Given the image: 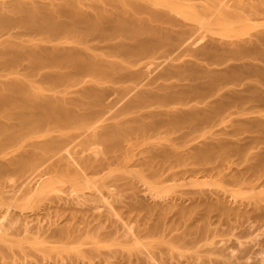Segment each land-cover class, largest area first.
Returning <instances> with one entry per match:
<instances>
[{
  "label": "rangeland",
  "instance_id": "374dc122",
  "mask_svg": "<svg viewBox=\"0 0 264 264\" xmlns=\"http://www.w3.org/2000/svg\"><path fill=\"white\" fill-rule=\"evenodd\" d=\"M113 1L0 0V264H264V0Z\"/></svg>",
  "mask_w": 264,
  "mask_h": 264
},
{
  "label": "bare ground",
  "instance_id": "6f19581e",
  "mask_svg": "<svg viewBox=\"0 0 264 264\" xmlns=\"http://www.w3.org/2000/svg\"><path fill=\"white\" fill-rule=\"evenodd\" d=\"M114 1H116V0H114ZM114 1H113V2H114ZM119 1H120V0H119ZM121 1H124V0H121ZM121 1H120V3L118 2V4H120L121 6H119L118 4H117V5H118L119 7H122L121 9H123V10H125L124 8H126V10H127L128 12L126 13V11H125V13L128 14L129 11H130V9H128V8L130 7V5H129L128 8H127V7H124V8H123V6H122V4H121V3H122ZM135 1H136V0H135ZM141 1H143V0H141ZM141 1H140V2H141ZM220 1H221L222 3H220ZM234 1H235V0H234ZM127 2H128V1H127ZM127 2H125V6H126ZM131 2H132V1H131ZM133 2H134V0H133ZM140 2H139V0H138V4H139ZM143 2H144V1H143ZM143 2H141V3H143ZM147 2H148V1H147ZM154 2H155V1H154ZM218 2L220 3V6H224V5L226 4V3H224L223 0H219ZM235 2H236V1H235ZM260 2H261V0H244V1L241 2V3H234L233 8H235V9H236V8H243V7H244V8H248V7L255 8V7H257V6L260 4ZM135 3L137 4V2H135ZM141 3H140V4H141ZM215 3H216L215 5L218 4L217 2H215ZM128 4H129V3H128ZM136 4H135V5H136ZM138 4L136 5L137 8L142 7V5L140 6V4H139V6H138ZM144 4H146V3L144 2ZM144 4H143V5H144ZM149 4H151V3L149 2ZM149 4H148V6H149ZM112 5H114V3H113ZM112 5H110V6H112ZM117 5H116V6H117ZM133 5H134V4H133ZM146 5H147V4H146ZM213 5H214V4H213ZM213 5H212V6H213ZM35 6H36V5H35ZM35 6H34V8H35ZM95 6H96V5H95ZM116 6H115V7H116ZM118 6H117V7H118ZM144 6H145V5H144ZM218 6H219V4H218ZM29 7H30V6H29ZM29 7L27 8V10L24 11V13H25L24 16H25L26 19H29V18L33 19L32 17H34V16L37 14V13L34 14V11H35L36 8H35L33 11H31V10L29 9ZM215 7H216V6L210 7V9H212V8L215 9ZM130 8H131V10H132V8L135 9V7H133L132 4H131V7H130ZM137 8H136V9H137ZM147 8H148V7L146 6V9H147ZM149 8H150V6H149ZM152 8H153V7H152ZM217 8H218V7H217ZM28 9H29V10H28ZM113 9H114V8H113ZM140 9H141V8H140ZM218 9H219V8H218ZM91 10H92V9H91ZM101 10H102V9H101ZM143 10H145V9H142L141 11H143ZM151 10H152V9H151ZM98 11H99V9H98ZM119 11H120V9H119ZM133 11L136 12V15H135L136 17H137V15H139V14L141 13L140 10H138V12H137L136 10H133ZM133 11H132L131 13H133ZM139 11H140V12H139ZM147 11H148V10H147ZM153 11H154V12H153L154 15H156V14L158 13V12L155 13V10H153ZM93 12H94V11H93ZM96 12H97V11H96ZM116 12H117V11H116ZM120 12H121V11H120ZM120 12H118V14H121V15H122V14L124 13V12H121V13H120ZM94 13H95V12H94ZM100 13H101V12H100ZM100 13H99V14H100ZM131 13H129L130 16H129V15H128V16L133 20L132 17H135V16H132V15H134V13H133V14H131ZM138 13H139V14H138ZM142 13H143V12H142ZM144 13H145V11H144ZM144 13H143V15H144ZM146 13H147V12H146ZM161 14H162V13H161ZM121 15H120V17H121ZM148 15H149V14H148ZM154 15H153V16H154ZM128 16H127V17H128ZM131 16H132V17H131ZM145 16H146V15H145ZM163 16H164V15H163ZM163 16H162V18H163ZM113 17H114V15H113ZM123 17H124V15H123ZM148 17H149V16H148ZM166 17H167V16H166ZM115 18H116V17H115ZM121 18H122V17H121ZM124 18H125V17H124ZM140 18H141V15H140ZM140 18H138V19H140ZM149 18L153 19L154 17H149ZM156 18H157V17H156ZM160 18H161V16L159 15V19H160ZM135 19H136V18H135ZM142 19H143V18H142ZM151 19H150V20H151ZM167 19H168V18H166V21H167ZM87 20H88V19H87ZM108 20H109V19H108ZM120 20H121V19H120ZM123 20H124V19H123ZM132 20H130V19L128 18L127 21H128V23H129V21L132 22ZM146 20H147V18L144 19L143 21L146 22ZM154 20H157V19L154 18L153 21H154ZM160 20H161V19H160ZM168 20L171 21V19H168ZM82 21H83V20H82ZM93 21H94V20H93ZM124 21H125V20H124ZM133 21H134V20H133ZM139 21H140V20H139ZM139 21L136 20L135 22H138V24H139ZM166 21L164 20V23H165ZM170 21H169V22H170ZM172 21H173V20H172ZM119 22H120V21H119ZM157 22H160V21L157 20ZM161 22H162V21H161ZM75 23H76V22H75ZM99 23H100V22H99ZM124 23L127 24V22H124ZM140 23H141V22H140ZM170 23H171V22H170ZM173 23H176V22L174 21ZM73 24H74V23H73ZM85 24H86V23H85ZM93 24H94V23H93ZM132 24H134V23L132 22ZM135 24H136V23H135ZM159 24H161V23H159ZM171 24H172V23H171ZM121 25H122V24H121ZM154 25H155V24H154ZM161 25H162V24H161ZM84 26H85V25H84ZM134 26H135V25H134ZM169 26H170V25H168V27H169ZM124 27H125V26H124ZM87 28H88V27H87ZM134 28H136V27H134ZM165 28H166V27H165ZM173 28H174V27H173ZM98 29H99V28H98ZM126 30H127V29H126ZM183 38H184V37H183ZM84 43H85V42H84ZM140 43H141V42H140ZM126 44H127V43H126ZM125 46H126V45H125ZM139 46H140V45H139ZM129 47H130V46H129ZM122 48H123V45H122ZM127 48H128V47H127ZM139 48H140V47H139ZM123 49H124V48H123ZM128 50H130V49L128 48ZM139 50H140V49H139ZM142 51H143V50H142ZM140 52H141V51H140ZM141 53H142V52H141ZM75 56H76V55H74V57H75ZM82 56H83V55H82ZM88 56H89V55H88ZM78 57H79V56H78ZM80 57H81V56H80ZM84 57H85V59L87 58V56H85V55L83 56V58H84ZM75 58H77V57H75ZM83 58H79V59H83ZM88 58H89V57H88ZM77 59H78V58H77ZM89 60H92V59L89 58ZM89 60H88V59L85 60L86 63L89 62ZM85 61H84V63H85ZM80 62H81V60H80ZM82 62H83V61H82ZM92 62H93V61H92ZM92 62L90 61V63H92ZM86 63H85V64H86ZM82 64H83V63H81V65H82ZM92 64H93V63H92ZM78 65L80 66V63H78ZM88 65L90 66V68H91V66H93V65H90V64H88ZM84 66H85V65H83V67H84ZM89 66L86 65V68L89 67ZM94 66H95V64H94ZM97 66H98V65H97ZM95 67H96V66H95ZM95 67H93V68H95ZM84 68H85V67H84ZM93 68H91V70H92ZM81 69H82V68H81ZM98 69H99V68H98ZM94 70H95V69H94ZM119 70H120V69H119ZM117 72H118V71H117ZM90 87H91V86H90ZM32 88H33V90L35 89V91L32 90L33 93L31 92V95H33V96H31V97L35 98V99H36L37 101H39L40 103L42 102V104H39V102H37V103H38L39 105L42 106V107H41L42 109L44 108V110H45V109L48 110V111L45 110L46 113H49V112H50L49 114H46V115H48V117H51V116L54 115V114L51 115L52 108L54 109V107L57 106V104H58V106L60 105V107H61V102H63V103H64V102H67V101H65V99H62L63 101H61V99H58V101L60 100V102H58V101H57L58 103L53 102L54 104H52V103L50 102V103L52 104V106H51V105H49V104L47 103L46 100H47L49 97H45V95H43V93H45V92H43L42 88H41V91H42L43 93L40 92V90H39L40 87L38 88V86H32ZM88 88H89V87H88ZM94 90H95V89H94ZM94 90H93V92H94L93 95L95 94V91H94ZM86 91L88 92L89 90H86ZM86 91L83 92V96H84V94H87V93H85ZM41 95H43V96H41ZM91 95H92V94H90V96H91ZM143 95H144V94H143ZM143 95H142V96H143ZM85 96H87V95H85ZM140 96H141V95H140ZM42 97H43V98H42ZM52 97H53V96H52ZM146 97H147V96H146ZM146 97H144V98H146ZM33 98H31V99L33 100ZM44 98H45V100H44ZM55 98H56V97H55ZM55 98H53V99H55ZM60 98H61V97H60ZM35 99H34V100H35ZM56 99H57V98H56ZM34 100L31 102L32 104H33V102H35ZM51 100H52V99H51ZM53 101H54V100H53ZM79 101L81 102L82 100H79ZM14 102H15V101H14ZM48 102H49V101H48ZM80 102L77 101V103H80ZM37 103L35 102V104H37ZM55 103H56V104H55ZM63 103H62V104H63ZM29 104H30V103H29ZM29 104H28V105H29ZM32 104H30L29 106H31ZM70 104H71V103H70ZM53 105H54V107H53ZM67 105H68V104H67ZM29 106H28V108H29ZM31 107L34 108V106H31ZM31 107H30V109H31ZM36 107H38V105H37ZM55 108H58V107H55ZM38 109H39V107H38ZM32 110H33V109H32ZM40 110H41V109H40ZM70 110H71V109H70ZM27 111H29V110H26V111H25V116H26V117H27L28 113L30 112V111H29V112H27ZM41 111H42V110H41ZM57 112H58V111H57ZM60 112H61V111H60ZM67 112H68V111H65V113H64V114H65V117L67 116L66 118H68V117L71 115V114L69 115V112H68V113H67ZM21 113H22V112H21ZM53 113H54V112H53ZM66 113H67L69 116H68ZM26 114H27V115H26ZM29 114H31V113H29ZM55 114L57 115L58 113H55ZM60 114H61V113H60ZM64 114H63V115H64ZM32 115H33V113H32ZM50 115H51V116H50ZM56 115H54L56 118H59V117L61 118V117H63V116H58L59 114H58L57 116H56ZM73 115H74V117H75V114H73ZM73 115H71L70 118H68L69 120L65 118V119H66L65 122H68V121L70 122V120H72V119L74 118ZM19 116H20V115H19ZM29 116H30V115H28V118H29ZM21 117H22V116H20V118H21ZM26 117H23V118H26ZM30 117H31V116H30ZM71 117H73V118H71ZM63 118H64V117H63ZM16 119H17V118H16ZM18 119H19V118H18ZM25 120L27 121V118L24 119V121H25ZM28 120H29V119H28ZM21 121H22V120H21ZM72 121H73V120H72ZM15 122H17V121L15 120ZM55 122H56V121H55ZM75 122H76V121H75ZM1 123H3V122H1ZM29 123H30V122H29ZM62 123H63V122H62ZM73 123H74V122H73ZM3 124H6V123H3ZM7 124H8V123H7ZM22 124H23V123H22ZM91 124H92V123H91ZM70 125H71V124H70ZM74 125H75V123H74ZM89 125H90V124H89ZM82 126H85V125H82ZM67 127H68V125H67ZM88 127H89V126H88ZM88 127H87V129H90V128H88ZM90 127H91V126H90ZM0 128H1V127H0ZM10 128H11V127H10ZM30 128H31V127H30ZM80 128H81V127H80ZM6 129H7V128H6ZM82 129L84 130L85 127H83ZM13 130H14V129H13ZM2 131H3V130H2ZM7 131H8V130H7ZM16 131H17V130H16ZM65 131H67V130H65ZM76 131H77V130H76ZM76 131H75V132H76ZM84 131H86V130H84ZM92 131H93V130H92ZM75 132H74V133H75ZM78 132H81V131H78ZM89 132H90V131H89ZM4 133H5V132H4ZM20 133H21V132H20ZM86 133H87V132H86ZM10 134H11V133H10ZM48 134H50V132H49ZM51 134H52V133H51ZM65 134H66V133H65ZM82 134H84L83 131H82ZM93 134H94V131H93ZM25 135H26V133H25ZM7 136H8V135H7ZM49 136H51V135H49ZM49 136H48V137H49ZM68 136H69V135H68ZM70 136H71V135H70ZM72 136H73V135H72ZM72 136H71V137H72ZM74 136H76V135H74ZM93 136H94V135H93ZM19 137L21 138V136H19ZM44 137H45V136H44ZM58 137H59V136H58ZM75 138H76V137H75ZM79 138H80V137H79ZM47 139H48V138H47ZM47 139H46V140H47ZM66 139H70V138H66ZM72 139H73V138H72ZM72 139H70V140H72ZM8 140H9V139L4 140L5 145H6V144L8 145V143H7ZM36 140H38V139L36 138ZM41 140H42V139H41ZM9 141H12V140H9ZM17 141H18V140H17ZM38 141H40V140H38ZM43 141H45V139H43ZM66 141H68V140H66ZM14 142H15V141H14ZM29 142H30V141H29ZM10 143H11V142H10ZM12 143H13V142H12ZM17 143H18V142H17ZM20 143H21V142H20ZM32 143H33V141H32ZM40 143H41V142H40ZM43 143H44V142H43ZM43 143H42V144H43ZM46 143H47V142H46ZM49 144H50V142H49ZM3 145H4V144H3ZM37 145H38V144H37ZM39 145H40V144H39ZM61 145H62V144H61ZM1 146H2V145H1ZM12 146H14V144H13ZM17 146H18V145H17ZM21 146H23V145H20V147H21ZM25 146H26V145H25ZM52 146H53V145H52ZM10 147H11V146H10ZM32 147H34V145H32ZM32 147H30V148H32ZM57 147H58V146H57ZM66 147H67V146H66ZM66 147H65V148H66ZM28 148H29V147H28ZM30 148H29V150H30ZM58 148H59V149H57V150H58V153H57V150H56V152L54 151L56 154L53 152L52 155L54 154V156H55V155H57V154H59V153H60V155L63 154V153H65L64 151H63V152L60 151V149H62L63 147H60V146H59ZM14 149H15V148H14ZM19 149H20V148H19ZM26 149H27V148H26ZM32 149L34 150V148H32ZM45 149H46V148H45ZM3 150H4V151H6V150L9 151V148H7L6 150L3 148ZM12 150H13V149H12ZM33 150H32V151H33ZM62 150H64V149H62ZM4 151H2V152H4ZM14 151H16V150H14ZM24 151H26V150H24ZM30 151H31V150H30ZM30 151H28V149H27V152H30ZM34 151H35V150H34ZM77 151H78V150H77ZM2 152H0V153L2 154ZM11 152H12V151H11ZM19 152H20V151H19ZM27 152H26V153H27ZM45 152H46V151H45ZM61 152H62V153H61ZM14 153H15V152H14ZM20 153H21V152H20ZM20 153H19V154H20ZM33 153H34V152H33ZM39 153H40V151H39ZM46 153H47V152H46ZM7 154H8V152H7ZM7 154H6V157H7ZM9 154H10V153H9ZM19 154H17V155L20 156ZM21 154H23V152H22ZM36 154H37V153H36ZM11 155H12V154H10V156H11ZM25 155H26V154H24V156H25ZM42 155H43V152H42L41 155L36 156V158L39 157V156H42ZM45 155H48V154H45ZM45 155H44L43 157H45ZM49 155H51V153H50ZM52 155H51V156H52ZM0 156H3V155H0ZM4 156H5V155H4ZM12 156H13V155H12ZM21 156H22V155H21ZM24 156H23V157H24ZM34 156H35V154H34ZM62 156H63V155H62ZM91 156H92V155H91ZM58 157H59V156H58ZM63 157H64V156H63ZM25 158H27V156H26ZM31 158H32V157H31ZM41 158H42V157H41ZM48 158H49V157H47V160H48ZM54 158L56 159V157H54ZM54 158H53V161L55 160ZM64 158H65V157H64ZM77 158H79V157H77ZM0 159H1V157H0ZM23 159H24V158H23ZM39 159H40V158H39ZM39 159H37V160H39ZM49 159H51V158H49ZM57 159H59V158H57ZM80 159L82 160V158H80ZM80 159H79V160H80ZM90 159H91V158H90ZM7 160H8V159H7ZM7 160L5 161V164H6V163H7V164H8V163H9V164H12V163H13L14 166H11V165L8 164L9 167H7V165L4 164V165L6 166V168H5L6 171H7V170H10V168L12 167V168H13V170H11L12 172H10V171H9V172H10V173L15 172V175H17V173H16V172H17V169H15V171H14V167L16 168L17 165L15 166V163L18 162V161H15V163H14V161H12V160H9L8 162H7ZM13 160H14V159H13ZM17 160H19V159H17ZM43 160L46 161V157H45V159L43 158ZM72 160H73V159H72ZM3 161H4V160H3ZM10 161H12V162H10ZM19 161H20V160H19ZM22 161H23V160H22ZM26 161H27V159H26ZM77 161H78V160H77ZM82 161H83V160H82ZM90 161H91V160H90ZM90 161H89V162H90ZM38 162H39V161H38ZM40 162H43V161L41 160ZM49 162H50V161H49ZM72 162H74V160H73ZM72 162H71V163H72ZM1 163H2V162H1ZM18 163H19V162H18ZM20 163H21V162H20ZM24 163H26V162H24ZM24 163H23V164H24ZM27 163H28V162H27ZM30 163H31V162H30ZM33 163H36V162H33ZM43 163H45V162H43ZM43 163H42V164H43ZM74 163H75V162H74ZM74 163H73V164H74ZM77 163H78V162H77ZM87 163H88V162H87ZM42 164L40 163V166H41ZM45 164H46V163H45ZM45 164H43V165H45ZM75 164H76V163H75ZM4 165H1V164H0V171H1V170H5V169H3V168L5 167ZM33 165H34V164H33ZM33 165H32V166H33ZM66 165H67V164H66ZM69 165H70V164H69ZM69 165H68V167H69ZM10 166H11V167H10ZM23 166H25V165H23ZM32 166H31V167H32ZM35 166L37 167V166H39V165L36 164ZM35 166H34L33 168H35ZM45 166H46V165H45ZM49 166H50V165H49ZM74 166H75V165H74ZM76 166H77V164H76ZM84 166H85V165H84ZM87 166H88V165H87ZM17 167L21 168L22 165L19 164V166H17ZM27 167H28V166H27ZM29 167H30V166H29ZM29 167H28L26 170H24L26 167H25V168H21L20 171H21V172L23 171V173H25V171H26V174H23V176H24L23 179L19 178L20 181H21V180H25V179L27 178L26 175H27V174L29 175V173H27V172L29 171ZM71 167H72V166H71ZM71 167H70V168H71ZM7 168H9V169H7ZM19 168H18V170H19ZM33 168H32V170H33ZM39 168L41 169V167H38V168H37L38 171H39ZM42 168H43V167H42ZM72 168H73V167H72ZM72 168H71V169H72ZM74 168H75V167H74ZM89 168H90V166H89ZM35 169H36V168H35ZM35 169H34V170H35ZM43 169H44V168H43ZM48 169H49V167H48ZM30 170H31V169H30ZM34 170H33V171H34ZM45 170H46V169H45ZM75 170H76V169H75ZM75 170H74V172H75ZM83 170H84V169H83ZM83 170H81V171L83 172ZM89 170H91V169H89ZM94 170H95V169H94ZM20 171H19V172H20ZM35 171H36V170H35ZM42 171H43V170H42ZM91 171H93V169H92ZM3 172H4V173H7V172H5V171H2V172H0V173H3ZM31 172H32V171H31ZM40 172H41V171H40ZM44 172H45V171H44ZM44 172H43V173H44ZM4 173H3V174H4ZM10 173H9V174H10ZM32 173H34L33 175H34V177H35L36 172H32ZM32 173H31L29 176L27 175V176L29 177V179H26L27 181L30 180V179H33V178H34V177L32 176ZM89 173H90V172H89ZM3 174H1L0 176H2ZM13 174H14V173H13ZM13 174H12V175H13ZM18 174H19V173H18ZM39 174H40V173H39ZM76 174H77V173H76ZM19 176H22V175L19 174ZM2 177H3V176H2ZM14 177H15V176H14ZM17 177H18V176H17ZM17 177H16V178H17ZM25 177H26V178H25ZM30 177H31V178H30ZM37 177H38V176H37ZM0 178H1V177H0ZM4 178H5V177H4ZM6 178H7V176H6ZM37 179H38V178H37ZM8 180H9V179H8ZM8 180H6V182H7ZM33 180H35V178H34ZM33 180H31V182H32ZM4 181H5V179H4ZM4 181H2V179H1V183L4 182ZM9 181H10V180H9ZM13 181H14V180H13ZM17 181H18V180H17ZM17 181H14V183L17 182ZM42 181H43V180H42ZM18 182H19V181H18ZM18 182H17V183H18ZM21 182H22V181H21ZM23 182H24V181H23ZM29 182H30V181H29ZM10 183H11V182H10ZM12 183H13V182H12ZM32 183H33V182H32ZM26 184H27V183H26ZM29 184H30V183H29ZM34 184H35V183H34ZM7 185H8V183H7ZM9 185H10V184H9ZM20 185H21V184H20ZM1 186H2V184H1ZM3 187H4V186H3ZM5 187H6V188H9V187H7V186H5ZM28 187H30V185H29ZM14 188H15V187H14ZM9 189H11V188H9ZM12 189H13V187H12ZM1 190H2V189H1ZM3 190H4V189H3ZM3 190H2V191H3ZM7 190H8V189H7ZM30 190H31V189H30ZM34 190H35V188H34ZM4 191H5V190H4ZM4 191H3V192H4ZM5 192H8V194H9V191H5ZM15 192H16V190H15ZM33 192H34V191H33ZM12 193H13V191H12ZM30 194H33V193H30ZM10 195L13 196L11 193H10ZM10 195H9V196H10ZM26 195H27V192H26ZM26 195H25V196H26ZM7 197H8V196H6V198H7ZM4 198H5V197H4ZM62 200H63V199H62ZM76 200H77V199H76ZM63 202H64V201H63ZM63 206H64V205H63ZM0 207H1V206H0ZM60 208H61V207H60ZM92 208H93V207H92ZM1 209H2V207H1ZM1 211H2V210H1ZM109 213H110V212H109ZM109 213H108V214H109ZM0 214H1V212H0ZM17 214H19V213H17ZM15 215H16V214H15ZM41 215H42V214H41ZM3 216H4V215H3ZM17 216H18V215H17ZM17 216H14V217L16 218ZM37 216H38V215H37ZM109 216H110V215H109ZM0 217H1V216H0ZM12 217H13V216H12ZM20 217H21V216H20ZM20 217L18 218L19 220H20ZM26 217H29V216H26ZM26 217H25V218H26ZM31 217H32V216H31ZM1 218H2V217H1ZM1 218H0V219H1ZM34 218H36V217H34ZM38 218H39V217H38ZM38 218H37V219H38ZM28 219H29V218H28ZM28 219H27V220H28ZM30 219H31V218H30ZM40 219H42V217H41ZM40 219H39V220H40ZM111 219H112V218H111ZM11 220H12V219H10V221H11ZM14 220H15V219H14ZM14 220H12V221H14ZM16 220H17V219H16ZM19 220H17V221L19 222ZM27 220H26V221H27ZM42 220H45V219L43 218ZM58 220H59V219H58ZM24 221H25V220H24ZM26 221H25V222H26ZM31 221H33V220H31ZM31 221H30V222H31ZM34 221H35V220H34ZM34 221H33V222H34ZM36 221H37V220H36ZM36 221H35V222H36ZM48 221H49V220H48ZM63 221H64V220H63ZM30 222L28 221L29 224H31ZM54 222H55V220H54ZM11 223H12V222H11ZM14 223H15V222H14ZM20 223H21V222H20ZM23 223H24V222H23ZM23 223H21V224H23ZM28 223L26 222L27 225H28ZM42 223H43V222H42ZM44 223H45V222H44ZM64 223H65V222H64ZM26 224H25V225H26ZM33 224L36 225L35 223H33ZM58 224H59V223H58ZM1 225H2V224H1ZM7 225H8V224H7ZM9 225H10V223H9ZM23 225H24V224H23ZM38 225H39V223H38ZM41 225H42V224H41ZM47 225H48V224H47ZM54 225H55V224H54ZM54 225H53V226H54ZM59 225H60V224H59ZM2 226H3V225H2ZM43 226L45 227L46 225L44 224ZM53 226L51 227L52 229H50V230H54V229H53V228H54ZM55 226H57V225H55ZM60 226H61V225H60ZM29 227L31 228L32 226L29 225ZM29 227H28V228H29ZM37 227L39 228V226H37ZM44 227H42V228H44ZM47 227H49V226H47ZM57 227H58V226H57ZM57 227H56L55 229H59V228H60V230H61V227H58V228H57ZM0 228H1V227H0ZM8 228H9V227H8ZM20 228H21V227H20ZM22 228H23V226H22ZM25 228H27V227L25 226ZM28 228H27V230H24V231L27 232V231H28ZM49 228H50V227H49ZM31 229H34V228H31ZM35 229H37V228L35 227ZM40 229H41V228H39L38 230H40ZM47 229H48V228H47ZM6 230H7V228H6ZM62 230H63V229H62ZM62 230H61V232H62ZM2 231H4L3 227H2ZM24 231H22V232H24ZM29 231H30V230H29ZM42 231H43V230H42ZM56 231H57V230H56ZM58 231H59V230H58ZM35 232H36V231H35ZM52 232H53V231H52ZM59 232H60V231H59ZM4 233H6V232H4ZM33 233H34V232H33ZM44 233H47V232H44V231H43V234H44ZM48 233H49V235H50V231H49ZM56 233H57V232H56ZM63 233H64V232H63ZM52 234H53V233H52ZM54 234H55V233H54ZM54 234H53V235H54ZM61 234H62V233H61ZM61 234H60V235H61ZM6 235H8V234H6ZM40 235H41V234H40ZM62 235H63V234H62ZM38 236H39V235H38ZM46 236H47V235H46ZM57 236H58V235H57ZM63 236H65V235H63ZM47 237H48V236H47ZM41 238H42V237H41ZM44 238H45V236H44ZM49 238H50V237H49ZM58 238H59V237H58ZM63 238H64V237H63ZM63 238H62V239H63ZM2 239H3V238H2ZM6 239H8V237H7ZM47 239H48V238H47ZM56 239H57V238H56ZM45 240H46V239H45ZM60 240H61V237H60V239H59L58 241H60ZM0 241H1V240H0ZM41 241H42V240H41ZM46 241H47V240H46ZM58 241H57V242H58ZM61 241H62V240H61Z\"/></svg>",
  "mask_w": 264,
  "mask_h": 264
}]
</instances>
